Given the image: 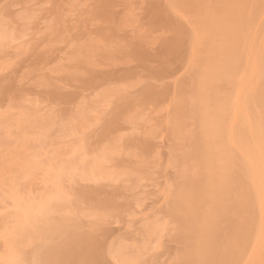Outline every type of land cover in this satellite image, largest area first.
<instances>
[{"label":"rangeland","instance_id":"374dc122","mask_svg":"<svg viewBox=\"0 0 264 264\" xmlns=\"http://www.w3.org/2000/svg\"><path fill=\"white\" fill-rule=\"evenodd\" d=\"M157 8L193 30L169 0H0V264H33L78 231L99 243L95 264H184L167 210L196 123L177 130L172 111L196 64L187 42L163 55ZM263 27L264 13L262 47ZM22 227L62 231L19 254ZM262 237L243 264H264Z\"/></svg>","mask_w":264,"mask_h":264},{"label":"bare ground","instance_id":"6f19581e","mask_svg":"<svg viewBox=\"0 0 264 264\" xmlns=\"http://www.w3.org/2000/svg\"><path fill=\"white\" fill-rule=\"evenodd\" d=\"M169 6L191 19L193 30L168 9H155L153 25L172 32L163 55H179L187 42L196 64L191 86L179 87L172 125L180 130L190 115L196 127L167 216L177 226L184 264H243L247 245L259 246L264 233V45L254 42L264 0H169ZM146 92L150 99L153 92ZM43 230L20 228L13 250L20 254L27 240L51 241L46 236L55 230ZM78 232L62 244L46 243L33 264L98 262L96 238Z\"/></svg>","mask_w":264,"mask_h":264}]
</instances>
